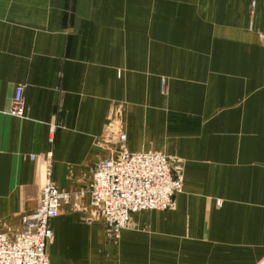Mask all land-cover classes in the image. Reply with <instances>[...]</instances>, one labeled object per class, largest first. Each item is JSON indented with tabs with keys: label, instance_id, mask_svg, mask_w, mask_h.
Listing matches in <instances>:
<instances>
[{
	"label": "crops",
	"instance_id": "crops-1",
	"mask_svg": "<svg viewBox=\"0 0 264 264\" xmlns=\"http://www.w3.org/2000/svg\"><path fill=\"white\" fill-rule=\"evenodd\" d=\"M120 132L182 191L118 238L73 194L48 264H264V0H0V231L36 208L48 154L76 192Z\"/></svg>",
	"mask_w": 264,
	"mask_h": 264
},
{
	"label": "built area",
	"instance_id": "built-area-1",
	"mask_svg": "<svg viewBox=\"0 0 264 264\" xmlns=\"http://www.w3.org/2000/svg\"><path fill=\"white\" fill-rule=\"evenodd\" d=\"M24 111L23 86L17 85L6 113L23 117ZM55 129V125H50L49 141L54 139ZM124 140L125 135L120 132L116 155L96 162L90 181L76 192L64 191L53 183L52 155L48 154L44 158L45 181L36 208L22 216L21 229L13 236L0 231V264H48L47 248L53 240L50 221L59 214L62 205L71 202L73 194L89 196V205L113 237L128 226L132 213L169 208L173 196L182 191L183 174L167 155L155 151L131 152L125 148Z\"/></svg>",
	"mask_w": 264,
	"mask_h": 264
},
{
	"label": "rangeland",
	"instance_id": "rangeland-1",
	"mask_svg": "<svg viewBox=\"0 0 264 264\" xmlns=\"http://www.w3.org/2000/svg\"><path fill=\"white\" fill-rule=\"evenodd\" d=\"M118 135H119V133H118ZM118 135H117V139H118ZM124 144H125V140H124ZM126 148V147H125ZM119 237V236H118ZM118 237H115V238H118Z\"/></svg>",
	"mask_w": 264,
	"mask_h": 264
}]
</instances>
